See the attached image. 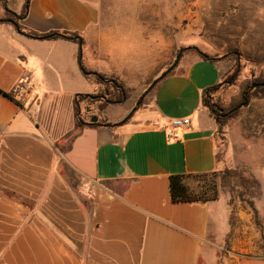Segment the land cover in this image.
<instances>
[{
	"label": "crops",
	"instance_id": "obj_1",
	"mask_svg": "<svg viewBox=\"0 0 264 264\" xmlns=\"http://www.w3.org/2000/svg\"><path fill=\"white\" fill-rule=\"evenodd\" d=\"M26 2L18 24L42 39L0 22V264H202L219 201L173 202L171 176L215 172L222 150L228 164L264 177V134L235 143L227 126L220 145L202 104L233 63L189 56L131 111L124 107L136 99L131 66L118 61L125 42L117 46L96 9L83 0L15 6ZM91 74L116 76L129 94L120 103L95 102L107 84ZM254 101L263 106L264 96ZM174 119L189 124L173 128ZM247 148L250 166L238 157Z\"/></svg>",
	"mask_w": 264,
	"mask_h": 264
},
{
	"label": "rangeland",
	"instance_id": "obj_2",
	"mask_svg": "<svg viewBox=\"0 0 264 264\" xmlns=\"http://www.w3.org/2000/svg\"><path fill=\"white\" fill-rule=\"evenodd\" d=\"M83 1L96 9L102 28L112 31L111 35L119 40L117 46L122 47L125 42L126 53L119 55L118 61L125 57V62L131 66L129 73H132L131 82L136 86L134 90H128L114 75L99 74L118 90L123 89L126 97L129 91H133L131 99L136 98L135 101L128 100L124 107L132 111L141 106L153 81L174 69L176 66H172L178 51L185 49L179 59L181 62L189 56H206L233 63L231 71L223 77L222 85L209 94L210 102L223 116L236 108L223 130L219 131L217 127L218 144L225 141L227 126L235 143L241 140V136L250 142L257 134H264V120H253L264 112V104L254 101L264 96V92L249 89L252 84L264 83V0ZM15 5L16 0H0L3 22L13 24L12 20L18 21L24 5L21 10ZM152 63H157L156 72L141 85ZM117 65L122 68L121 62ZM111 85L108 89L115 96L119 92ZM246 89L250 98L245 106L240 107ZM103 94L106 92L101 86L91 99L104 101ZM243 119L245 122L242 123ZM220 154V165L215 172L188 176L184 180L197 195L216 197L219 201L216 203L218 214L213 213L214 224L218 220V226L213 227L208 235L209 249L207 246L203 248L202 264H237L242 258H260L264 263V177L260 182L248 165L228 164L222 150ZM253 155L248 148L238 153L239 160L244 158L249 166L253 163ZM252 207L257 211L256 218ZM225 208L226 219L222 216Z\"/></svg>",
	"mask_w": 264,
	"mask_h": 264
},
{
	"label": "trees",
	"instance_id": "obj_3",
	"mask_svg": "<svg viewBox=\"0 0 264 264\" xmlns=\"http://www.w3.org/2000/svg\"><path fill=\"white\" fill-rule=\"evenodd\" d=\"M27 5H28V2H26L24 4V10H23L22 14L17 17L18 20H20L25 15V9H26ZM0 22H3V21L0 19ZM12 22H13V24H15L14 26H15L17 31L22 32L24 35H26L28 37L35 38V39H38V38L42 39L45 36L43 34H38V33H34V32H26L18 24V21L15 22V21L12 20ZM61 34H62L63 37H65L67 39H69L71 37L72 38L75 37V36H73L71 34H68V33H61ZM52 35H53V37L58 36L56 33H53ZM203 58L204 59H208V60L217 59V58H208L206 56H204ZM83 70H84V72H87L85 69H83ZM91 77H93L95 80H97L100 83H105L104 81H107L99 74H94V75L91 74ZM260 84H262V83H259V86L256 87L252 91L253 92L254 91H261V92L263 91L264 92V86H261ZM110 85L111 84L108 83L104 87L105 88V92H106V95L103 94L105 96L104 101H99L98 100L99 102H101L102 105L107 104V103H110V104L120 103V102H122L123 99L126 98V93L123 91V89L118 90L119 88L115 87L114 84H112L113 87H115L119 93L117 95L113 96L112 93L108 89ZM221 85L222 84L219 83L218 85L214 86L213 88H211L209 90L208 89L205 90V92L203 93V97H202V104H203V106H205L207 108V111L209 112L211 117L215 120L216 126L218 127L219 131L223 130V128L226 125V120L229 117L233 116L235 111H236V108H235V110L232 113L223 116L222 113L220 112V110H218L217 106L213 105L210 102V100H209L210 92H212L214 89H217ZM246 92H248V89H246L243 92L241 106H243V104L245 102H247L249 100V98H250V95H248V93L246 94ZM7 96L10 97V95H7ZM77 125L79 127L81 125H83L82 121L78 120L77 121ZM188 176H202V175L171 176L170 182H169V188H170L171 200L173 202H198V201L206 202V201L216 200V197L202 198L200 195H197L192 190H190L189 187L186 185V183L184 181L185 178L188 177ZM252 211H253V214H254V216L256 218L257 217V211H256V209L254 207H252Z\"/></svg>",
	"mask_w": 264,
	"mask_h": 264
},
{
	"label": "water",
	"instance_id": "obj_4",
	"mask_svg": "<svg viewBox=\"0 0 264 264\" xmlns=\"http://www.w3.org/2000/svg\"><path fill=\"white\" fill-rule=\"evenodd\" d=\"M13 25H15V24H13ZM51 35H49V36H47V37H50ZM46 37V38H47ZM185 51V49H180L179 51H178V53H177V55H176V57H175V61H174V63H173V66H172V68H174L177 64H178V62H179V59L181 58V55H182V53ZM80 55H81V53H80ZM169 71H167L165 74H163V75H161L160 77H158L156 80H154L153 81V83L151 84V86L149 87V90H151L154 86H155V84L158 82V81H160L167 73H168ZM87 74V73H86ZM261 86H264V83H262V84H260ZM259 86V84H252L250 87H249V89H253V88H256V87H258ZM248 92H246V94H247ZM141 102V101H140ZM140 102L138 103V104H140ZM246 104V102L243 104V105H245ZM92 122H95L96 121V118L94 117V118H92V120H91Z\"/></svg>",
	"mask_w": 264,
	"mask_h": 264
},
{
	"label": "built area",
	"instance_id": "obj_5",
	"mask_svg": "<svg viewBox=\"0 0 264 264\" xmlns=\"http://www.w3.org/2000/svg\"><path fill=\"white\" fill-rule=\"evenodd\" d=\"M17 90L19 91H24V87L21 86V85H17ZM189 124V121L186 120V119H174L170 122V125L173 127V128H177V127H182V126H186Z\"/></svg>",
	"mask_w": 264,
	"mask_h": 264
},
{
	"label": "flooded vegetation",
	"instance_id": "obj_6",
	"mask_svg": "<svg viewBox=\"0 0 264 264\" xmlns=\"http://www.w3.org/2000/svg\"><path fill=\"white\" fill-rule=\"evenodd\" d=\"M106 84H108L109 82L108 81H104Z\"/></svg>",
	"mask_w": 264,
	"mask_h": 264
}]
</instances>
